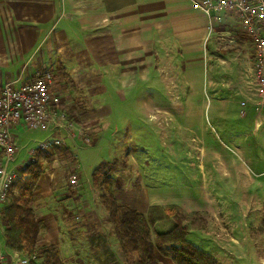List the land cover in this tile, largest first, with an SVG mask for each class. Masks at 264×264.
I'll use <instances>...</instances> for the list:
<instances>
[{
  "label": "rangeland",
  "instance_id": "rangeland-1",
  "mask_svg": "<svg viewBox=\"0 0 264 264\" xmlns=\"http://www.w3.org/2000/svg\"><path fill=\"white\" fill-rule=\"evenodd\" d=\"M242 30L233 15H225L209 31L206 55L192 56L188 73L180 66L176 74L164 71L169 68L161 59L153 82L145 83L143 100L138 105L131 97L124 100L108 127L103 118L82 121L68 112L77 127L92 131L91 143L78 140V160L69 150L71 141L28 160L30 149L55 130L16 128L18 151L10 166L36 161L43 167L38 178L51 174L60 187L75 192L71 173L81 176L87 190L92 169L114 163L111 175L122 188H146L174 200L170 203L186 214L200 213L205 222L186 237L218 264H264V108L254 104L253 48ZM61 108L70 109L63 102ZM24 177L15 181L6 204L22 190Z\"/></svg>",
  "mask_w": 264,
  "mask_h": 264
},
{
  "label": "crops",
  "instance_id": "crops-1",
  "mask_svg": "<svg viewBox=\"0 0 264 264\" xmlns=\"http://www.w3.org/2000/svg\"><path fill=\"white\" fill-rule=\"evenodd\" d=\"M209 35L207 17L190 0H0V83L51 69L53 88L68 112L82 121L103 118L108 127L124 100H143L161 59L169 68L164 71L176 74L180 66L188 73L192 56L206 55ZM85 104L88 110L81 109ZM78 140L68 143L77 160ZM51 176L38 178L33 202L46 225L43 247L54 245L62 264H125L91 176L86 190L78 175L75 192ZM115 196L142 213L152 204L174 202L146 188H116ZM2 206L0 251L7 264H18L15 255H27L5 245ZM157 258L159 264H176L168 254Z\"/></svg>",
  "mask_w": 264,
  "mask_h": 264
},
{
  "label": "trees",
  "instance_id": "trees-1",
  "mask_svg": "<svg viewBox=\"0 0 264 264\" xmlns=\"http://www.w3.org/2000/svg\"><path fill=\"white\" fill-rule=\"evenodd\" d=\"M101 165L100 162L92 169L91 182L99 191V202L107 212L125 264H159L157 251L170 255L176 264H218L210 253L186 237L191 228H199L205 222L200 213L186 214L175 203L152 204L142 213L116 198L115 190L121 188V184L111 175L114 163H108L107 169ZM42 169L36 161H30L20 169V174L27 176L21 183L22 190L1 210L6 220L5 245L28 256L33 254L28 264H62L54 245L43 247L46 225L36 217L33 209V202L38 198L35 180ZM185 220L189 222L185 223ZM158 221H164L168 226L156 228ZM37 258L41 260L39 263L34 261Z\"/></svg>",
  "mask_w": 264,
  "mask_h": 264
},
{
  "label": "built area",
  "instance_id": "built-area-1",
  "mask_svg": "<svg viewBox=\"0 0 264 264\" xmlns=\"http://www.w3.org/2000/svg\"><path fill=\"white\" fill-rule=\"evenodd\" d=\"M207 17L208 29L222 21L225 15H233L247 33L253 52L249 66L256 102L264 108V0H190ZM52 70L39 69L32 77L17 82L11 79L0 83V205L8 200L12 186L20 177L22 164L11 167L18 151L16 128L55 130L36 148L30 149L28 160L51 148L66 146L78 138L89 144L91 130L77 127L71 115L61 108L62 99L52 85ZM30 162V161H28ZM27 162V163H28ZM26 163V164H27ZM24 164V165H26ZM71 185L78 184V175L69 176ZM3 207V206H2ZM18 264H26V257L15 255ZM7 255L0 251V264H7Z\"/></svg>",
  "mask_w": 264,
  "mask_h": 264
}]
</instances>
